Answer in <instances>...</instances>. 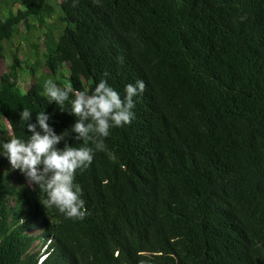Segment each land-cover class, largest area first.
Listing matches in <instances>:
<instances>
[{"label": "trees", "instance_id": "trees-1", "mask_svg": "<svg viewBox=\"0 0 264 264\" xmlns=\"http://www.w3.org/2000/svg\"><path fill=\"white\" fill-rule=\"evenodd\" d=\"M55 10L59 26L39 39L46 73L16 92L13 54L0 74V264H264V0H26L0 20V56ZM49 79L80 91L106 79L121 98L145 83L134 119L103 150L88 145L82 220L46 206L2 148L28 139L25 109L56 134L74 125L73 93L62 112Z\"/></svg>", "mask_w": 264, "mask_h": 264}, {"label": "clouds", "instance_id": "clouds-1", "mask_svg": "<svg viewBox=\"0 0 264 264\" xmlns=\"http://www.w3.org/2000/svg\"><path fill=\"white\" fill-rule=\"evenodd\" d=\"M119 59L122 62L123 58ZM103 75L106 78L108 73ZM144 90L145 83L137 80L135 85L125 86L121 98L106 79H100L91 91L73 90L71 86L62 89L51 79L46 80L44 95L48 103L54 102L62 112L69 94L73 93L69 111L76 121L69 130L56 134L47 123L49 115L38 112L32 123V112L22 110L20 120L30 133L28 139L12 137L2 144L11 168L19 170L28 184L46 193V206H54L67 218L84 219L88 213L81 198L82 189L74 183L76 172L91 165L94 148L97 151L105 148L104 140L110 135V129L128 125L134 119V97ZM70 133L74 134V140L83 141L84 146L72 147L67 142ZM62 142L63 148H57Z\"/></svg>", "mask_w": 264, "mask_h": 264}, {"label": "rangeland", "instance_id": "rangeland-1", "mask_svg": "<svg viewBox=\"0 0 264 264\" xmlns=\"http://www.w3.org/2000/svg\"><path fill=\"white\" fill-rule=\"evenodd\" d=\"M50 3L54 4L57 0H48ZM26 0H0V20L4 19L9 14H14L17 10H22ZM57 11L55 10L53 14H50L48 18H44L43 22L40 24L37 20L29 21V28L25 29L19 26L18 33L10 39L8 42H3L4 49L2 55L0 56V74L5 73L8 70L12 62L13 54L17 57L20 62V69L17 72V81L15 86V91L18 93L24 92L32 83H34L35 78L39 75H44L46 70L38 64L39 55L42 51L41 42L39 39L42 38L43 33L47 32L48 29L53 27H58L57 22ZM37 45V53L34 54L32 49L33 45ZM34 67V75L29 72V67ZM11 171L17 172L19 170H14L9 165Z\"/></svg>", "mask_w": 264, "mask_h": 264}]
</instances>
